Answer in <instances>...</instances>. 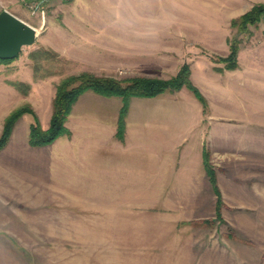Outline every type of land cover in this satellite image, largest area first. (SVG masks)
<instances>
[{
    "label": "rangeland",
    "instance_id": "1",
    "mask_svg": "<svg viewBox=\"0 0 264 264\" xmlns=\"http://www.w3.org/2000/svg\"><path fill=\"white\" fill-rule=\"evenodd\" d=\"M261 3L264 0H0V12L8 10L38 31L36 42L24 46L17 57L0 59V137L8 118L19 109L29 111L15 122L12 133L23 117L16 136L21 137L29 121L28 142L36 121L48 129L57 85L70 76L86 73L124 82L136 76L169 80L187 66L201 98L185 84L155 96L166 101L169 95L173 100L191 98L192 121L202 115L211 127L210 119L217 115L227 119L221 124L225 129L241 133L221 147L213 144L209 129L204 127V135L203 129L195 127L190 150L175 153L176 166L189 170L201 162L214 189L207 158L216 179L223 170L230 182L247 179L254 194L262 195L258 191L262 185L252 184L259 179L251 178L264 176V81L255 80L259 74L250 75L243 66L253 59L264 62L262 53L251 55L264 51V15L246 25L241 19ZM234 43L239 48L237 66L231 68ZM113 96L120 99L121 112L123 98ZM155 96L131 97L124 132L132 99ZM139 107L145 111L144 105ZM49 112L45 125L40 115L44 118ZM120 112L117 136L123 139ZM223 112L239 117H225ZM66 126L69 133L51 144L71 136L67 122ZM199 138L201 143H195ZM3 149L0 264H175L184 255L186 230L212 224L211 218L201 216L209 212L205 202L213 203L205 185L153 184L152 179L131 175L140 164H148L136 153L129 154L128 183L107 185L96 184L93 178L84 182L81 175H63L56 152L48 165V178L32 175L30 165L13 169L10 153ZM161 161L164 166L169 163L167 158ZM214 198L218 217L216 193Z\"/></svg>",
    "mask_w": 264,
    "mask_h": 264
},
{
    "label": "crops",
    "instance_id": "2",
    "mask_svg": "<svg viewBox=\"0 0 264 264\" xmlns=\"http://www.w3.org/2000/svg\"><path fill=\"white\" fill-rule=\"evenodd\" d=\"M252 53L254 57L260 56L257 53H262L261 56L264 57V51ZM243 67L248 69L250 75L259 74L255 80L264 81V74L260 75V70L264 69V62L253 59ZM170 96L167 98L168 102L166 99L162 100L164 97L160 98L159 95L133 98L127 115L124 138L120 139L117 136L120 99L88 90L78 97L68 117L67 125L72 131L71 136H62L56 143L47 146H31L28 142L31 121L23 126L21 137L16 136L22 117L2 151L10 153L9 167L21 170L30 165L32 175L45 178L50 174L48 165L51 164L53 152H56V161L60 163L57 167L58 170L62 169L63 175L65 172L75 178H80L81 175L84 182L93 178L94 183L107 185L128 183L129 154L136 153L142 162L148 164H140L137 172H131V175L152 179L153 184L193 182L191 184L205 185L208 197L212 198V204L205 202L208 204L209 212H203L201 215L203 218H211L212 224L202 223L199 228L192 226L191 230L186 228L188 230L184 236V255L179 258V262L175 261V264H264V212H260L264 210V176L251 178L259 179L252 184L262 185L258 191L263 194L256 195L247 179L230 182L221 170L222 172L217 174V179L225 204L221 210V218H218L215 212V191L202 171L201 162L189 170L176 166L175 153L178 149L190 150L194 138L191 130L195 127L203 129L204 135V127L209 129L208 134L212 137L213 144L221 147L227 145L231 138H239L241 131L237 129L236 133L229 132V129L224 128L226 125H221L227 119L217 115L213 116L215 119L213 117L210 119L211 127L209 122L205 125L206 121L202 115H197L196 121H192L190 107L194 100L185 98L186 96L179 97L184 98L182 100H173L175 97ZM220 102L217 104H224ZM161 104H167V107L161 109ZM140 105L145 106L143 108L145 111L141 112ZM220 108L224 110L223 107ZM223 114L225 117H239L237 113ZM46 115L44 118L40 115L45 125L48 124L50 112ZM204 135L202 133L201 137ZM201 140L199 138L195 143H201ZM199 148L200 146L198 151L202 152V148ZM165 158L169 163L164 166L161 160ZM5 161L2 163H6ZM261 171L264 169L261 168ZM22 174L25 178L26 173ZM204 198L201 196L200 200L204 202Z\"/></svg>",
    "mask_w": 264,
    "mask_h": 264
},
{
    "label": "trees",
    "instance_id": "3",
    "mask_svg": "<svg viewBox=\"0 0 264 264\" xmlns=\"http://www.w3.org/2000/svg\"><path fill=\"white\" fill-rule=\"evenodd\" d=\"M264 15V4L254 5L249 11L242 16V24L253 23ZM238 44H232L230 53V66H237ZM2 59V58H0ZM189 69L184 66L178 74L167 80L161 78H152L145 76H136L124 80H118L112 77L96 76L92 74L82 73L78 76H70L62 80L56 88V95L53 101V115L50 126L44 130L40 127L38 121L31 125L29 142L33 146H41L51 144L60 135L69 133L66 126L68 115L71 112L73 103L85 90L92 89L95 92L108 96H121L123 105L120 112L119 135L124 133V118L129 107V101L133 96H155L167 89H176L182 85H187L201 98V94L196 87L192 85L189 79ZM74 82L76 85L71 86ZM29 109H19L14 112L6 121L4 130L0 137V149H3L11 136L15 122ZM206 168L210 176V180L217 195V216L221 217V206L223 199L221 191L217 184L216 173L206 158Z\"/></svg>",
    "mask_w": 264,
    "mask_h": 264
},
{
    "label": "water",
    "instance_id": "4",
    "mask_svg": "<svg viewBox=\"0 0 264 264\" xmlns=\"http://www.w3.org/2000/svg\"><path fill=\"white\" fill-rule=\"evenodd\" d=\"M37 38L35 27L6 9L0 12V58L17 57L24 46L35 43Z\"/></svg>",
    "mask_w": 264,
    "mask_h": 264
}]
</instances>
